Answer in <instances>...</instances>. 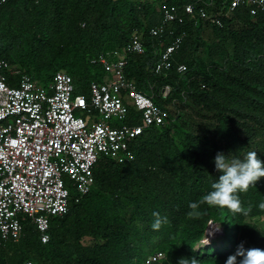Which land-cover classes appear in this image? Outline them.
I'll return each instance as SVG.
<instances>
[{"label":"trees","instance_id":"1","mask_svg":"<svg viewBox=\"0 0 264 264\" xmlns=\"http://www.w3.org/2000/svg\"><path fill=\"white\" fill-rule=\"evenodd\" d=\"M229 1L0 3V59L42 86L64 71L76 94L86 95L91 82L105 79L101 66L91 60L122 50L136 31L145 50L126 56L125 77L165 112L163 124L144 129L131 143V159H97L93 187L77 201L71 190L67 213L49 219L47 242H41L29 220L18 241L0 238V264H141L152 239L163 246L180 244L186 258L201 264H219L227 249L246 243L228 209L201 205L197 218L189 216V203L210 192L221 174L214 162L217 153L243 159L254 151L264 163V14L251 16L242 5L222 15L220 25L195 13L194 18L183 15L181 22L166 24L157 35L149 33L161 24L164 8L181 10L192 4L214 14ZM175 39L179 44L170 69L156 73L160 53ZM180 64L185 65L182 73L177 72ZM165 85L169 93L162 98L159 90ZM134 114L130 109V116ZM238 195L264 201V177ZM153 213L167 217L159 231L152 229ZM213 217L224 224V247L210 242L193 249ZM247 240H252L251 248L264 250V243L251 236Z\"/></svg>","mask_w":264,"mask_h":264},{"label":"built area","instance_id":"2","mask_svg":"<svg viewBox=\"0 0 264 264\" xmlns=\"http://www.w3.org/2000/svg\"><path fill=\"white\" fill-rule=\"evenodd\" d=\"M242 5L248 7L251 16L264 14V0H230L214 14L186 4L181 10L164 8L161 24L149 33L157 35L166 24L181 22L183 15L194 18L195 13L220 25L222 15L228 16ZM178 44L179 39H175L163 49L153 68L156 73L170 69ZM144 50L140 35L134 31L122 50L115 49L92 59L91 63L101 66L105 79L91 82L86 95L74 93L72 79L64 71L56 72L50 83L42 86L17 66L0 59V238L3 241H18L23 236L24 222L29 220L41 242H47L49 219L67 213L71 190L77 201L93 187L92 167L97 159L105 156L118 163L131 159V143L144 129L165 122V112L154 104L152 97L125 77L126 56L140 55ZM184 71L185 65L177 66V72ZM168 93L167 85L159 90L162 98ZM130 109L138 116L137 120L130 116ZM154 255L162 257L160 252ZM145 263L150 264V260Z\"/></svg>","mask_w":264,"mask_h":264},{"label":"clouds","instance_id":"3","mask_svg":"<svg viewBox=\"0 0 264 264\" xmlns=\"http://www.w3.org/2000/svg\"><path fill=\"white\" fill-rule=\"evenodd\" d=\"M216 170L221 173L218 179L211 185L212 190L203 195L198 201L190 202L189 216L199 217L201 205L209 207L226 208L232 213H242L248 215L250 209L246 210L242 207L238 193L247 192L250 186L255 185L261 177H264V163L257 157V153L248 152L241 159L239 157L217 153L215 157ZM264 210V203L259 205ZM155 220L152 223V229L159 231L163 224L168 223L167 217H161L159 213H153ZM209 224H213L211 221ZM209 241L205 238V244ZM264 264V250L259 248L244 247L241 242L234 254L230 255L226 264ZM179 264H201V261L192 258H181Z\"/></svg>","mask_w":264,"mask_h":264},{"label":"rangeland","instance_id":"4","mask_svg":"<svg viewBox=\"0 0 264 264\" xmlns=\"http://www.w3.org/2000/svg\"><path fill=\"white\" fill-rule=\"evenodd\" d=\"M240 200L242 207L246 210L250 209V211L246 216L242 213H233V215L236 220L240 223L242 233H244V236L246 238V243L244 244V247L248 249L251 248L252 241L247 240L249 239V236H251L253 238V241H256L257 243H264V210L260 209L259 207V205L261 203H264V201L256 202L255 199L248 197L242 198ZM210 221L213 224L208 223L204 237L200 242H198L192 247L193 249L199 250L200 247L207 245L210 242H214V246L216 247H224V224L217 217H213ZM230 230L231 229L227 231L231 232ZM205 238L209 241L207 244H205ZM226 245L229 248L228 244ZM237 247L238 245L236 247H232L229 251L227 249L224 254V256H227L219 264H226L227 258L235 253ZM181 248V245L176 242L168 246H163L159 244L156 239H152L151 241H149V243L143 250L141 264H146L145 261L147 259L150 260V264H179L181 258H186V256L184 255L185 251H183ZM158 252L162 253L161 258H158L154 255ZM239 259L240 258L238 257V264Z\"/></svg>","mask_w":264,"mask_h":264}]
</instances>
